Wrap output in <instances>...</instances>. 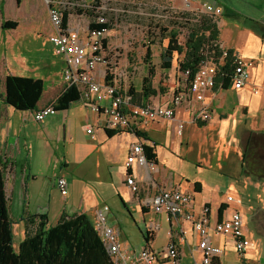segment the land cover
I'll use <instances>...</instances> for the list:
<instances>
[{
  "label": "crops",
  "instance_id": "1",
  "mask_svg": "<svg viewBox=\"0 0 264 264\" xmlns=\"http://www.w3.org/2000/svg\"><path fill=\"white\" fill-rule=\"evenodd\" d=\"M25 2L23 0L20 5L16 2L17 10H23ZM42 2V13L48 15L47 7ZM221 7L223 13L218 19L219 41L226 49H232L253 62L249 84L240 91L230 86L227 89L216 87L208 92L205 102L211 110V119L207 122L193 120V114L182 107L176 110L172 120H158L137 132H112L102 127V117L91 113L80 101L47 117L42 123L34 119L35 113L54 104L66 91L63 74L53 76L48 66V75H37L39 68L29 65L21 53L14 51L22 27L21 16L17 10L14 13L8 10L7 0H0V153L7 162L5 190L14 223V241L16 238V242L21 243L31 220L38 217H45L47 226L51 227L64 216L85 214L94 227L96 212L109 206L108 224L120 231L123 247L133 251L148 245L155 250L163 249L170 240L173 222L170 223L165 215L158 216L142 209L132 199L125 182L131 147L143 143L152 147L156 154L155 177H162L161 182L156 177L158 185L177 187L184 193L192 194V210L196 215L200 214L204 206L210 207V224L214 226L233 212H241L245 221L243 230L246 246L251 250L241 261L242 264H250L251 259H256V243L247 241V236L253 234L249 228L251 216H246L242 204L246 202L249 210L255 204L264 208V182L254 181L244 171V153L252 133L264 132V7L250 3L248 12L229 8L235 15L233 21L225 19L226 13ZM37 12L35 8L34 13ZM7 21L18 25L15 29H4L3 24ZM51 33L52 27L48 34H39L41 46L49 47L64 68V61L56 56L54 48L42 45L45 37ZM164 72L169 76V85H166L169 89L156 91L147 101L150 99L156 104L169 102L176 81L175 66ZM8 75L44 81V93L35 111L21 112L5 103V79ZM143 102L146 101L136 103ZM179 123L183 125L181 135H178ZM88 125L94 127L91 135L87 133ZM195 133L198 135L192 142ZM157 139L163 141L164 147L173 157L189 153L190 146L196 145L200 149L196 160L199 171H203V167H214L222 173H228L224 175L231 179L228 182L225 179L212 182L197 176L186 180L183 175L173 173L172 181L168 182L165 179L167 169H163L162 174L160 168L172 164L163 154ZM232 160L239 166L236 174L229 172L230 166L235 163ZM131 170L145 192L149 185L146 171H138L135 166ZM59 177L66 178L68 182L66 197L57 188ZM229 196L240 199L242 204L229 203ZM126 213L138 215L143 224L144 242L138 250L132 248L125 234L129 225ZM155 221L161 223V228L154 237L149 238L148 227ZM182 226L187 231L186 242L180 245L182 264H196L201 260V253L197 250L198 237L190 223L184 222ZM162 231L163 244L157 245ZM214 243L225 249V255L228 252L236 253L234 240L229 237L214 236ZM221 260L222 257L219 264H222Z\"/></svg>",
  "mask_w": 264,
  "mask_h": 264
},
{
  "label": "built area",
  "instance_id": "2",
  "mask_svg": "<svg viewBox=\"0 0 264 264\" xmlns=\"http://www.w3.org/2000/svg\"><path fill=\"white\" fill-rule=\"evenodd\" d=\"M52 27V33L45 37L43 46L51 45L56 56L64 61L62 78L66 90L77 88L80 102L94 115L102 117V127L110 131L137 132L158 120H172L178 108L185 107L193 114V120L207 122L211 119V110L206 104V94L216 88L227 49L221 42L214 43L223 55L216 58L215 52L205 51L204 58L196 70L182 69L175 66L176 81L167 104L153 103L150 99L137 104L131 88L125 80L135 74L136 68L129 67L126 58L120 54L118 46L112 45V32L122 29L119 18L129 14L132 8L142 9L150 6L156 16L162 14L171 21L179 23L190 21L188 17L194 12L204 13L216 21L223 13V8L211 0H183V7L177 8L171 0H43ZM194 3L197 4L193 8ZM133 39H131L132 41ZM253 62L247 61L237 53L233 54L231 86L234 90H243L250 81V69ZM169 89V88H168ZM255 94L257 91H254ZM58 110L51 104L35 113L34 119L42 123L47 117L57 114ZM183 125H178V135L182 134ZM87 133L93 134L94 127L88 125ZM145 145H132L127 159L126 185L131 196L142 209L158 216L165 215L170 223V240L161 250L149 245L139 251L123 247L120 231L108 224L109 206L96 212L94 230L100 237L113 264H182L180 245L186 242L187 231L182 223L191 224L198 237L197 250L201 260L196 264H219L225 255V249L214 243V236L229 237L234 240L235 251L244 259L247 246L244 235V217L240 211L212 226L210 224V207L204 206L199 215L192 210L193 195L180 191L173 186L161 187L156 180L157 166L149 162L145 155ZM145 170L148 188L144 192L132 167ZM57 188L63 197L68 195L66 178L59 177ZM151 191H154L153 193ZM229 203L242 204L233 196L227 198ZM161 223L155 221L148 227V237L160 230ZM175 228V229H173ZM245 264V263H243Z\"/></svg>",
  "mask_w": 264,
  "mask_h": 264
},
{
  "label": "trees",
  "instance_id": "3",
  "mask_svg": "<svg viewBox=\"0 0 264 264\" xmlns=\"http://www.w3.org/2000/svg\"><path fill=\"white\" fill-rule=\"evenodd\" d=\"M20 5L23 0H16ZM183 20L176 23L178 28L188 30L184 45L179 44L178 31L171 34L169 44L162 52V69L170 70L174 55L183 56L179 62L182 69L196 70L204 58L205 51L215 52L218 59L222 51L214 43L220 42V30L216 21L201 14L197 21ZM16 22L7 21L4 29H15ZM232 49H227L216 87L227 89L231 86L233 70ZM153 75V73H152ZM151 77L144 80L141 92L130 93L135 101L141 103L156 94L149 84ZM148 84V85H147ZM6 93L4 101L9 106L21 112L35 111L44 93V81L29 77L8 75L5 79ZM80 101V93L75 87L64 91L54 102L58 111L67 109L72 103ZM113 132V131H112ZM112 134V133H111ZM145 155L149 162L157 164L154 149L145 146ZM7 162L0 153V264H113L100 237L97 235L90 219L85 214L64 216L55 225L48 227L45 217L31 220L25 239L16 249L14 246L13 220L5 190V175ZM244 171L254 181L264 182V132L252 133L244 153ZM197 190L198 185H197ZM255 229L264 233V210H260L254 218Z\"/></svg>",
  "mask_w": 264,
  "mask_h": 264
},
{
  "label": "rangeland",
  "instance_id": "4",
  "mask_svg": "<svg viewBox=\"0 0 264 264\" xmlns=\"http://www.w3.org/2000/svg\"><path fill=\"white\" fill-rule=\"evenodd\" d=\"M171 1L177 8L183 7V0ZM212 2L224 7L226 13L225 19L227 21L234 20L233 17L235 15H232L233 11L239 10L241 12H248L250 9V3L259 4L264 7V0H212ZM7 4L9 5L8 10H10L11 13H14V11L17 10L15 0H7ZM25 4V8L21 10L22 12L17 10L21 16L22 27L19 30V40L14 47V51L16 53H21V55L28 60L29 65L39 68L37 75H48V66L50 67V72L53 76H55V74H57V76L61 73L63 74V64L58 62V59H56L49 47L44 48L41 46V37H39V34L46 35L48 34L49 29L51 30V24L48 23V15L42 13L44 7L42 0H26ZM196 6L197 4L194 3L193 8L195 9ZM35 8L38 10L37 14L34 13ZM229 8L233 11H230ZM201 14L204 13L194 12L192 15V21H197ZM158 15L162 17L158 18L156 12L153 11L150 6L142 9L132 8L129 14L123 15L119 18V22L122 24V29L112 32V45L123 42L118 46L120 54L123 58H126L129 67L136 68L135 74L124 82L128 88L134 89L135 92H141L145 84L144 80L146 78L150 79V77L151 81L149 84L153 90L162 92V89H168L167 86L169 85V82L167 80L169 76L162 69V52L168 46L171 34L176 29V31H178L177 33H179V44L184 45L186 41L188 34L187 28H178L174 21H171L162 14ZM131 39L133 40L131 41ZM182 59L183 56L175 54L172 67L179 64ZM196 135L198 134L195 133L194 137L191 138L192 142H194ZM156 142L160 145L163 154L167 155V159L172 164H165L160 168L162 174H164L163 169H167L168 174H166L167 176H165V179L168 182L172 181L173 173L183 175L186 180H192L197 176L203 180L212 182L222 179H225L228 182L231 179V177L229 178L224 175L228 173H222L214 167H203V171H199L196 160L200 149H198L196 145L190 146L191 150L189 153L173 157L169 155L162 140L157 139ZM232 161L235 163L230 166L229 172H231L230 174H236L239 170V166L235 160ZM156 177L160 182L162 181V177H159L158 175ZM242 208L248 218L250 216L254 217L256 213L258 215L260 210H264V208L257 204L254 205L252 210H249V206L246 202L242 204ZM126 214L129 225L125 234L127 235L132 248L138 250L141 243L144 242L143 224L140 222L138 215L134 213ZM249 228L253 234L251 233L252 235L247 236V241L255 242L257 251L256 259H251L250 264H264V233L262 230H260L261 234L255 232L251 219L249 221ZM163 237L164 231L160 233L159 238L157 239V245L163 244ZM19 244L20 243L16 242L15 238L14 246L18 247ZM250 251L251 250L247 249L246 254L248 255ZM241 259L242 258L239 254L228 252L222 257L221 263L242 264Z\"/></svg>",
  "mask_w": 264,
  "mask_h": 264
},
{
  "label": "flooded vegetation",
  "instance_id": "5",
  "mask_svg": "<svg viewBox=\"0 0 264 264\" xmlns=\"http://www.w3.org/2000/svg\"><path fill=\"white\" fill-rule=\"evenodd\" d=\"M256 215H257V213H256ZM256 215H254V217H250L251 218V223L253 224L254 228H255V224H254V221L253 220H254V218H255ZM255 231H256V229H255Z\"/></svg>",
  "mask_w": 264,
  "mask_h": 264
}]
</instances>
